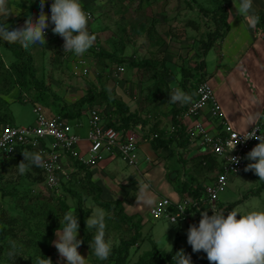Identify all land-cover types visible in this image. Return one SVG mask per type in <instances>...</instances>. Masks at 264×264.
<instances>
[{
  "label": "rangeland",
  "instance_id": "1",
  "mask_svg": "<svg viewBox=\"0 0 264 264\" xmlns=\"http://www.w3.org/2000/svg\"><path fill=\"white\" fill-rule=\"evenodd\" d=\"M174 1H176L178 6L173 4ZM52 2L53 0H46L45 5L51 6ZM80 2L84 10L91 14L88 28L90 33L95 34L96 44L83 56H76L71 52L65 53L63 48L64 40L62 37L53 34L52 27L54 25L50 23L49 28L46 30V44L44 46L36 44L25 50L30 55L33 79L28 81L25 87L15 86L9 93L0 95L6 103L12 124L25 127L34 125V115L31 111L32 99L41 90L35 91L33 80L41 81L45 87L43 90L44 97L39 96L38 102L44 107L47 116L55 113L54 106L56 104L70 103L83 94H91L90 90L93 87L95 88L93 93L104 88L107 94L113 93L117 96L112 84H122L123 81H126L129 84L126 85L124 90L130 95L128 108L137 110L138 115L145 119L146 126L150 127L154 123V119L160 114L164 120L169 121V93L177 87L175 76L178 73V67L182 63V59L185 60L187 65L192 66L199 53L204 19L201 14H198L197 8L205 7L210 9L218 6L220 4L219 0H80ZM38 3L39 0H13L11 8H14L18 15L22 13L29 14L31 11H28L27 7L37 8ZM184 5H187V7ZM48 16L50 18L49 14ZM206 18L205 20L210 23L209 18ZM189 20L197 23L198 29H192L187 26L186 24L189 23L187 22ZM138 23H142V27L149 31L148 39L144 38V40L139 35L132 34L131 28L137 27ZM235 34H237V28L232 26L228 40L232 39ZM53 35L54 37L52 38ZM97 47L112 52L116 57L123 58L124 62L119 64L123 67L120 77L110 74V69L116 65L114 62L106 58H96L93 55L92 52H95ZM0 52L4 63L7 64L11 58L8 56L9 52L1 45ZM218 54L219 50L216 46L206 50V55L203 57L206 66L202 71L206 76L208 70H213L216 65L219 63L223 64L225 60L229 59V56H223L220 59ZM151 57L164 58L165 60L164 64L169 71V76L164 78L166 81L165 88L161 85L153 87L148 72L143 73L141 69L137 70L127 65L129 60ZM77 58L85 60L87 68L85 75L71 72V63ZM99 72L101 76L97 77ZM151 89L152 91L155 89L153 93L159 95L152 98L154 103L146 106L145 101L142 102V100L147 97V94L151 93ZM23 97L27 99L23 100ZM89 106L96 107L100 114L109 109V105L104 102H93ZM217 167L219 170L218 162ZM175 168L178 169V172L182 170L179 164ZM28 173H30L31 177H38V174L32 172L31 169ZM71 174L73 175L64 184L67 187H71L70 189H75L80 195L82 190H79L78 187H80L83 179L80 182L77 181L79 177H82V174L77 168ZM1 175L0 187L3 191L11 193V197L8 194L5 196L0 195V207L18 219L13 226L16 236L14 239H10L9 243L11 241L17 244V255L28 254V250L22 247L20 241L25 234V227L22 226L23 220L26 219L25 221L31 229L35 228L36 224L44 225L49 220L44 218H39V220L30 219L29 216L25 215L24 211L27 210L26 208L37 205V201H39L37 199H40L52 204L56 201H64L68 205L69 211H71L75 204V198L67 192L61 191V189L57 193L52 194L47 189H44L40 183L35 184V181L30 182L29 179L24 178V175L19 174L16 166L6 167L1 171ZM212 176L213 171L207 173L204 178ZM261 182L264 181L253 178L250 171L228 174L223 190L217 194V198L214 200V204L217 205L216 211L224 210L225 215L234 209L245 214L249 211H264V187L260 188ZM30 187H33L32 193H30ZM234 201H237L235 202L237 204L230 208H225L226 204ZM82 203L83 207L91 210L88 217L97 208L104 210L94 204L90 198L85 199ZM220 205H222L221 208L219 207ZM149 215L147 210V213L144 214L145 224L140 231L139 242L137 241L134 246L129 248L126 264H132L137 256L150 250L151 243H154L158 250L164 252L171 250L167 244L168 242L171 248L175 243L178 251L188 249L199 257L206 256L203 251L197 253L192 251L191 246L187 243L188 228L183 224V221H176L175 224H170L167 232H165L170 222L167 217L161 215L158 218H153ZM237 218H239V214ZM105 222V239L111 240L113 246L117 245L120 239H126L131 233L126 223L116 221L111 216L107 217ZM195 224L198 226L199 222L195 221ZM93 233L96 234L95 229ZM3 251L4 259L9 257V253H6L4 247ZM52 264L55 263L52 262ZM90 264H93L92 258H90Z\"/></svg>",
  "mask_w": 264,
  "mask_h": 264
},
{
  "label": "trees",
  "instance_id": "2",
  "mask_svg": "<svg viewBox=\"0 0 264 264\" xmlns=\"http://www.w3.org/2000/svg\"><path fill=\"white\" fill-rule=\"evenodd\" d=\"M197 11L204 19L202 22L203 32L201 33L202 39H200L199 53L197 54V59L192 66L187 65L185 60L182 59V63L178 67V73L182 75V80H176V84L180 86V88L188 94L191 99L194 98L196 84L204 80V76L201 71L203 68V54L207 49L214 46L216 42H219L228 29L227 23L224 21V14L220 7L214 6L210 9L199 7L197 8ZM206 17L209 18L210 23L205 20L207 19ZM187 22H189L186 24L187 26H190L193 29H198V24L193 20H189ZM142 26V23H138L137 27L131 28L132 34L139 35L143 39H148L150 33ZM0 45L7 50L11 56L9 62L5 64L0 52V95H5L15 86L25 87L27 82L33 79V68L30 63V55L19 43H7L6 41L0 39ZM92 53L96 56V58L101 57L109 59L116 65L124 62L122 57H116L112 52L103 50L100 47H97V50ZM164 63V58L157 59L155 57H151L129 60L127 65L131 68H136L137 70L141 69L143 73L148 72V75L152 80L153 87L161 85L165 88L166 81L164 78L169 76V71ZM98 76H101L100 72L97 73V77ZM32 82L34 83V88L36 89L35 91L41 90V92L32 99V102L39 103L38 98L39 96L42 98L44 97L43 90L45 87L39 80H33ZM94 89L95 88L93 87L90 90L91 94H83L70 103L56 104L54 106L55 113L67 118L79 117L86 106L88 107L93 104V102L107 103L109 105V109L101 114L106 126H110L121 133L128 129L140 131L141 136L149 141L152 149L166 150L167 154L175 156L174 160L176 158V161L181 164V168L183 169V164L186 163V159L180 151H177L178 149L176 148H185L187 141L184 136V127L175 117L185 108L184 105L177 106L170 103L169 122L173 126H176V129L173 132L162 131L161 129H157L155 127V123H153L150 127L146 126L145 119L141 118L136 110L130 111L126 103L121 101L113 93L107 94L104 88H101L93 93ZM154 90L152 91L151 89V93L147 94V97L142 100V102L145 101L144 103L146 106L154 103L152 98L159 95L157 93H153ZM19 95L18 97H20ZM10 119L11 116L6 108V103L0 97V124L4 122L12 124ZM152 135L155 136L152 137ZM22 151L31 152V149L23 145H16L9 155H0V178L2 177L1 171H3V169L6 167L16 166L24 159ZM187 162H189V166L186 169L181 170V173L178 172V169L176 168L172 169L168 172L166 179L169 183L173 184L176 191L179 193L184 192V196L197 201L200 197H203L202 194L204 192L203 186L206 183L205 181L208 182L212 179V177H204L207 173L218 170V161L215 156L205 151V153L190 157ZM75 164L78 170L83 169L82 165L77 164L76 162ZM31 170L32 172L38 174V177H31L29 175L30 173H27L24 175V178L29 179L30 182L35 181V184L41 183L42 176L40 174V169L33 167ZM179 176H181V179ZM251 176L255 179H259L254 172L251 173ZM82 179L83 181L80 187H78L79 190H82L80 195H78L79 193L75 189H70L71 187H67L64 183L61 184V191H65L75 198V204L71 211L77 215L79 219L80 228L78 231L80 233V239L83 241V247H85L90 256L94 257L92 258L93 264H126L129 248L136 244L139 237L138 219L134 220V217L132 216H124L119 200L115 199L107 201L100 199V189L89 181V175L86 171H84V176L81 178L79 177L77 182H80ZM259 186L260 188H263L264 182H261ZM32 192L33 187H30V193ZM83 192H85V194H83ZM7 194L11 197V193L3 191L0 187V195L5 196ZM88 197L94 204L105 210L106 218L111 216L112 218H115L116 221L126 223L127 227L131 230V233L126 239H120L118 244L113 246L112 253L107 260L102 261L95 257L93 255L92 248L89 246V244L93 242L95 234L93 233L94 229H87L85 223L90 209L83 207L82 201ZM37 200H39L37 201V205L28 206L26 208L27 210L24 211L25 215L29 216L30 219H48V223L44 225L36 224V227L31 229L26 223V219H24L22 226L25 227V234L20 241L22 243V247L28 250L29 253H22L20 255L16 254L15 257H6L5 259L3 247L6 249V253H9L12 250L9 240L14 239L16 236L13 226L16 224L18 219L17 217L8 214L0 207V264H38L40 258H50L52 261L54 250L50 246L51 239L55 230L60 228V219L63 218L65 213L69 212V207L66 203H64V201H56L52 204L40 199ZM235 202L237 201L226 204L225 208H230L237 204ZM197 204L202 212L207 211L201 200L198 201ZM188 209L193 210V208ZM167 210L172 211V206H168ZM195 212L197 211L195 210ZM183 250L186 254L191 256L192 264H210L207 256L199 257L188 249ZM177 251L178 247L175 243L173 244L170 252L160 251L156 248L154 243H151V249L137 256L136 260L132 264H176L175 260H173V256Z\"/></svg>",
  "mask_w": 264,
  "mask_h": 264
},
{
  "label": "crops",
  "instance_id": "3",
  "mask_svg": "<svg viewBox=\"0 0 264 264\" xmlns=\"http://www.w3.org/2000/svg\"><path fill=\"white\" fill-rule=\"evenodd\" d=\"M12 2L13 0H8V12L10 15H0L1 24L7 23L11 29L23 26L28 15H33V19L38 17L40 12L39 3L37 4V8L27 7V9H29L28 11H31V13H22L18 15L16 10L11 8ZM219 2L220 4L218 7L222 9L224 21L227 23L228 29L223 38L219 42H216L214 46L219 50L218 58L221 59L223 56H229V59L225 60L223 64L219 63L216 65L213 70H208L207 76L206 74H202L204 80L207 81L213 90L214 97L220 106V113L218 115H212L209 109L204 107L195 118L201 121L210 132H215L219 129V122L222 120L228 121L237 131H244L249 128L250 116L257 113L264 114V0H253L254 13L259 17V22L256 24L255 28L249 26V20L247 18L238 15L237 6L240 0H219ZM173 4L178 6L176 1H174ZM49 6L45 5L44 11L46 14L50 15ZM184 6L187 7V5ZM232 26L237 28V34L233 35L234 37L228 40V35ZM53 37L54 35L52 38ZM48 39L50 40V38ZM175 43L178 44L177 42ZM95 44L96 42L94 45ZM205 55L206 52L202 56L203 68L201 71H203L206 66V62L203 58ZM8 56L11 57L10 54ZM112 69L113 68L110 69V73ZM120 75L121 73L116 77H120ZM128 84L129 83H126V81H123L122 84H112L114 86L113 90L117 94L116 97L126 103L127 106L130 104V95L124 88ZM178 87L180 88V86ZM175 105L179 106L181 104L176 103ZM183 105L185 107L187 103ZM128 109L130 110V108ZM133 110L134 109L130 111ZM153 122L155 123V127L162 131H167L172 125L169 121L164 120L161 114L160 116L158 115ZM190 122H192V119H184L182 121V126L185 127V125L190 124ZM78 132L81 135V139L77 144V148L80 152H84L86 146L84 131L83 129H79ZM121 134L124 136L131 135L132 138L136 140L137 158L134 165H127L118 156L107 158L106 153L102 152L104 156L102 161L92 167L83 166V169L80 170V174L84 176V171H86L89 175V181L99 187L100 199L107 201L119 200L124 216H132L134 220L138 219L139 237L137 241L139 242L140 231L145 224L144 214L147 213L149 209V207L137 204L136 201V196L139 194V187L142 182L150 183L151 192L156 198L167 197L172 203L180 202L187 196H184V192L179 193L176 191L173 184L169 183L166 179L168 172L175 169L177 164H179L176 158L174 160L175 156L167 154V151L163 149H152L149 141L144 139L143 136H141V132L138 130L128 129ZM257 144L258 143H254L251 150ZM176 149H178L177 151H180L186 159V163L183 164V169L189 166L187 160L190 159V157L205 153L203 149L197 147L195 144L188 143H186L185 148L177 147ZM171 159L172 161L170 162ZM251 162L252 161L246 159V165ZM61 165L65 170L70 172L71 176L73 175L71 172L77 168L75 161L67 157L61 159ZM179 165L181 167V164ZM215 172L216 171H213V176ZM250 172L252 173V171ZM179 177L181 179V176ZM214 207L217 208V205L214 204ZM221 207L222 205H220V208ZM188 213V216L183 220H176L183 221V224L187 228L195 224V221L199 222L200 220V216L195 210L188 209ZM55 232L53 233L50 243L52 248L54 247L53 241L57 239ZM77 238L80 239L79 231ZM78 251L86 258L85 264H90V258L93 257L89 256L85 247L80 246ZM53 252V263L66 264V261L60 258L55 247Z\"/></svg>",
  "mask_w": 264,
  "mask_h": 264
},
{
  "label": "clouds",
  "instance_id": "4",
  "mask_svg": "<svg viewBox=\"0 0 264 264\" xmlns=\"http://www.w3.org/2000/svg\"><path fill=\"white\" fill-rule=\"evenodd\" d=\"M45 3L46 0H39L38 17L33 19L32 15L28 16L23 26L10 29L7 23L0 24V39L7 43H19L25 50L36 44L44 46L47 42L46 30L51 23L54 25L53 34L64 40L65 53L71 52L76 56L86 54L94 46L96 36L89 31L91 14L84 10L80 0H53L50 6V18L44 11ZM237 13L249 20L251 28H255L259 22V17L254 13L253 0H240ZM0 15H10L8 0H0ZM175 79L182 80V75L177 73ZM169 96L168 102L172 104L183 105L191 100L190 96L178 86L169 93ZM261 118L264 116L260 113L250 116L249 126L255 125L256 121ZM258 131L253 127L252 131H248V134L243 136L245 141L250 138L259 141L247 153L245 159L252 162L245 166L244 171H252L260 181H264V135H257ZM0 147H4L7 151L12 150L3 143H0ZM22 155L24 159L16 165L21 175L27 174L33 167L44 170H50L52 167L41 153L22 151ZM230 161L232 164H239L240 158L231 156ZM136 201L137 204L150 208L157 204V198L151 192L150 183L140 184ZM212 211V215H209L207 211L201 212L198 226L196 224L189 226L187 243L192 251L206 253L210 264H264V211H249L245 214L234 209L227 215L224 210ZM238 214L239 218H237ZM105 220L104 210L97 208L85 221L87 229L96 230L93 242L89 246L94 255L102 261L110 257L113 248V242L105 239ZM170 224H175V221L168 223L165 232ZM79 228L77 215L69 211L60 219V228L55 232L57 239L53 241V245L66 264H85L86 258L78 251L83 243L77 238ZM167 244L171 249V245L168 242ZM10 247L12 250L9 252V257H15L18 246L10 241ZM173 260L176 264H192L191 256L183 249L175 253ZM38 264H52V261L50 258H40Z\"/></svg>",
  "mask_w": 264,
  "mask_h": 264
},
{
  "label": "built area",
  "instance_id": "5",
  "mask_svg": "<svg viewBox=\"0 0 264 264\" xmlns=\"http://www.w3.org/2000/svg\"><path fill=\"white\" fill-rule=\"evenodd\" d=\"M86 71L83 58H77L71 63L73 74L85 75ZM122 71L123 67L116 65L110 74L116 77ZM26 99L23 97V100ZM204 107H207L212 115L220 113V106L214 97L212 88L207 81L202 80L195 86L194 98L175 118L181 123L184 119H192V122L185 125L183 130L187 143L195 144L215 156L219 163V170L215 172L210 181L204 184L203 197L197 201L186 197L180 202L172 203L167 197L157 198V204L148 209V213L153 218L164 215L169 221L183 220L189 214L188 208H193L201 219L202 211L197 204L200 200L207 211L213 214L212 210H216L214 200L223 190L227 175L243 171L247 153L250 152L254 143H259L254 138L245 141L243 136H246L248 131H252L253 127L259 130L257 135H264V118L257 120L255 125L249 126L244 131H237L228 121L222 120L219 122V129L210 132L201 121L195 118ZM31 111L34 115L33 126H16L8 122L0 124V143L12 150L16 145H23L29 147L31 152L41 153L52 167L50 170L40 169L42 176L40 184L52 194L57 193L61 189V184L69 180L71 176L70 172L61 165L63 157L70 158L84 167L99 164L104 158L102 152L106 153L107 158L118 156L127 165H134L136 162V140L131 135L124 136L118 130L106 126L102 115L94 106L86 107L79 117L73 118H67L58 113L47 116L44 107L39 103H33ZM261 115L264 116L263 113ZM79 129L84 131L86 142L84 152H80L77 148L81 139ZM175 129L176 126L171 125L167 131L173 132ZM235 145V149L232 150ZM11 151L0 147L2 156L9 155ZM231 156L239 157L240 163H230ZM168 206H172L173 210H167Z\"/></svg>",
  "mask_w": 264,
  "mask_h": 264
}]
</instances>
